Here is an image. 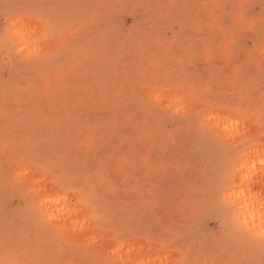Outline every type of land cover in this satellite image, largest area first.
I'll return each mask as SVG.
<instances>
[{
    "label": "snow or ice",
    "instance_id": "snow-or-ice-1",
    "mask_svg": "<svg viewBox=\"0 0 264 264\" xmlns=\"http://www.w3.org/2000/svg\"><path fill=\"white\" fill-rule=\"evenodd\" d=\"M72 7L79 6L62 0H33L0 16V49L9 52L14 67L37 68L34 87L51 99L60 97L90 61H106L111 55L100 31L99 11L70 13ZM145 7L170 21L177 38L163 50H143L142 111L123 120L117 116L102 137L95 129L83 127L61 160L49 157L30 140L17 141L10 153L11 137L5 136L0 151L16 164L14 174L7 170L5 183L21 192L29 187L25 213L43 239L25 251L6 234L0 241V264H154L143 259L142 250L134 258L136 248L126 243L139 234L136 217L153 198L155 188L146 191L148 185L173 170L177 174L191 171L186 177L185 202L176 213L208 203L198 165L193 162L185 168V157L194 158L181 155L193 133L213 149L219 161L211 180V203L228 219L234 239L222 246H202L196 259L189 249L176 264H249L223 259L243 244L255 246L264 257V52L257 55L264 47V21H253L245 4H200L194 15L188 5L176 3ZM257 60L253 73L251 66ZM257 78L259 96L254 87L242 84ZM165 97L169 98L166 107ZM169 118L179 124L171 132ZM127 128L131 132L125 133ZM162 148L166 153L172 150L171 159L160 156ZM133 177L142 207L134 205L131 212L122 213L110 206L105 193L127 190ZM82 215L84 221L79 219ZM70 219L73 237H83L85 242L80 256L67 260L71 245L64 242V233ZM57 239L59 252L54 250ZM149 239L159 243L160 251L184 250L180 228L152 230ZM105 249L109 255L101 257L99 252Z\"/></svg>",
    "mask_w": 264,
    "mask_h": 264
},
{
    "label": "rangeland",
    "instance_id": "rangeland-1",
    "mask_svg": "<svg viewBox=\"0 0 264 264\" xmlns=\"http://www.w3.org/2000/svg\"><path fill=\"white\" fill-rule=\"evenodd\" d=\"M31 2L33 0H0V16L6 10L14 11L17 5ZM62 2L79 6L69 9L70 13L99 11L103 19L100 31L108 41L111 55L106 61H90L83 74L67 85L60 97L51 99L34 87L37 68L14 67L8 58L9 52L0 49V148L5 143V136L9 135L10 153L16 148L17 141L30 140L33 145L47 152L49 157L61 160L65 158L66 149L83 127L95 129L96 135L102 137L117 116L123 120L128 114L143 110L145 101L140 95L144 90L141 83L143 50L149 48L163 50L177 38V29L172 23L162 19L157 11L146 8V5L159 3L188 5V11L194 15L196 6L200 4H245L249 6L248 12L253 21L256 23L264 21V0H62ZM97 5L103 7L97 9ZM262 52L264 47L258 50L257 55ZM244 59H247V56ZM258 63L259 60L251 66L253 73ZM242 84L254 87L259 96L261 89L258 78L246 79ZM168 102L169 98L165 97L163 106L166 107ZM151 118L156 119L155 116ZM166 123L169 132L179 127L171 118ZM254 131L259 133V125H255ZM124 132H131V129L127 128ZM81 144H84L83 140ZM103 146L101 145L102 148ZM171 153V149L167 150V153L163 148L160 150L162 158L167 156L171 159ZM184 154L194 158L192 160L185 157L184 167L188 168L195 162L198 165L197 174L204 177L207 185L204 195L208 203L203 206L199 204L195 207L189 206L187 211L177 214L176 209L184 204L187 196L186 177L192 173L188 171L177 174L176 170H173L170 174L158 176L146 189L148 191L155 188L151 202L136 217L134 227L139 234L134 240L126 242L136 248L134 258L142 250L143 259H151L154 264H176L189 249L192 250V259H196L202 246H222L234 239L228 219L211 203V180L219 165L213 149L203 145L193 133L191 140L182 149L181 155ZM8 169H12L14 174L16 164L6 159L0 151V241L6 234H10L23 250L27 251L41 241L43 236L35 222L25 213L27 204L24 198L30 193L29 187H25L21 192L18 188L6 185ZM136 184L137 180L133 177L127 185V190L122 189L117 194L106 192L110 206L122 213L131 212L134 205L142 207L139 201L140 193L135 191ZM39 187L40 185H37V188ZM79 219L84 221L85 217L82 215ZM60 226H63V221ZM72 227L73 224L68 223V231L64 233V242L71 245L65 256L67 260L78 258L79 248L85 242L83 237H73ZM170 228L183 230L185 235V240L182 241L183 251L179 249L160 251L159 243L149 239L150 231ZM79 231L80 228L77 226L76 232ZM59 243L57 239L54 249L56 252L60 251ZM220 251L223 252V247ZM127 252L126 247L125 258ZM99 255L107 256L109 250L100 251ZM223 259H242L249 264H264L260 250L248 244L233 247Z\"/></svg>",
    "mask_w": 264,
    "mask_h": 264
},
{
    "label": "bare ground",
    "instance_id": "bare-ground-1",
    "mask_svg": "<svg viewBox=\"0 0 264 264\" xmlns=\"http://www.w3.org/2000/svg\"><path fill=\"white\" fill-rule=\"evenodd\" d=\"M68 223H69L70 225H72V224L74 223V221H73L72 219H70V220L68 221Z\"/></svg>",
    "mask_w": 264,
    "mask_h": 264
}]
</instances>
